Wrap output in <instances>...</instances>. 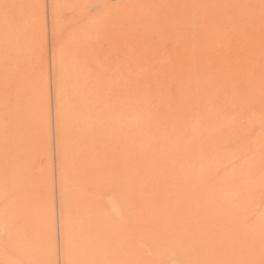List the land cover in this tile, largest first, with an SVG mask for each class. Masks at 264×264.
<instances>
[{"label": "rangeland", "instance_id": "rangeland-1", "mask_svg": "<svg viewBox=\"0 0 264 264\" xmlns=\"http://www.w3.org/2000/svg\"><path fill=\"white\" fill-rule=\"evenodd\" d=\"M0 264H264V0H0Z\"/></svg>", "mask_w": 264, "mask_h": 264}, {"label": "bare ground", "instance_id": "bare-ground-1", "mask_svg": "<svg viewBox=\"0 0 264 264\" xmlns=\"http://www.w3.org/2000/svg\"><path fill=\"white\" fill-rule=\"evenodd\" d=\"M62 205V204H61ZM58 215V214H57Z\"/></svg>", "mask_w": 264, "mask_h": 264}]
</instances>
